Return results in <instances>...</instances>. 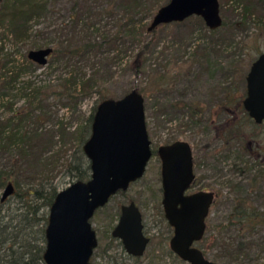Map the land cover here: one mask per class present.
Returning <instances> with one entry per match:
<instances>
[{
	"label": "rangeland",
	"instance_id": "obj_1",
	"mask_svg": "<svg viewBox=\"0 0 264 264\" xmlns=\"http://www.w3.org/2000/svg\"><path fill=\"white\" fill-rule=\"evenodd\" d=\"M158 1L163 5L169 0ZM3 4V2L0 4V10ZM89 4L90 7L100 11L115 8V11L119 13L118 0H89ZM73 7L74 0H58L55 13L48 15L40 22L32 23L30 37L25 41L17 42L11 36H2L0 40V122L8 124L6 136L15 130L24 134L35 128L44 130L46 127H54L56 129L59 121H63L69 130L84 123L93 112L94 106L100 103L98 94L93 91L92 94L79 96L68 108L64 106L65 100L60 99L54 92L61 90L60 87L66 78L81 77L85 72L90 74L94 67L101 68L105 91L109 97H121L137 85L147 86L149 95L145 98L146 118L155 150L154 155L143 177L134 181L124 192H118L104 207L95 212L91 221L97 231L99 243L92 261L95 264H148L151 257L158 255L162 258L163 264H178L168 252L173 228L162 213L164 212L162 163L156 152L159 145L175 139H184L192 144L196 162V181L193 190L206 189L216 193L215 201L207 217L209 229L206 239L202 242L208 256L215 258V255L222 251L219 244L222 238L236 237L238 234L236 226L222 228L220 224L228 223V216L235 202L234 198L237 194L249 192L251 188L248 178L256 174L262 166L259 163L262 161L259 153L255 156L254 153L247 151L242 146V140L232 141L228 146L225 145L222 137H218L217 125L226 116L218 115L216 111L221 105L220 99L224 96L225 86L232 83L241 96L246 95L245 76L260 50H264V33L259 31L254 21H247L236 30L235 40L228 46L226 55L217 56L210 51V61H207L197 52L200 46L209 44L203 36L206 30L198 29L192 32L194 26L189 18L181 22L160 25L156 28V38L152 51L148 55L146 73L139 77H136L130 66L135 52L130 49L124 53L119 50V47L115 48L112 54L105 52L91 57L90 60L74 57L70 63L65 57L54 58L56 54H53L45 65L34 62L30 64L28 53L31 49L40 48L35 46L37 43H49L42 47H56L54 43H51L55 37L53 29L69 21ZM157 10L158 8L155 12ZM240 12L241 10L238 9L237 13ZM104 17L105 19L100 23L102 28L93 32V37L98 40H103L104 35L108 34L102 25L104 23L108 25L109 20L112 24L110 31L117 29L113 26L117 20L112 21L106 18L108 16ZM241 17L242 15H235V19ZM151 21L152 18L147 19L149 25ZM2 30L3 28H0V33L3 32ZM145 37L149 40L152 36L146 34ZM108 46L109 44L104 45V48ZM217 58L222 68L216 67ZM112 60L114 62H111ZM233 61L239 63L240 70L238 73L226 76ZM16 73H20L17 80L7 84L6 81ZM159 73L166 74L169 78L165 83L157 81L158 86L155 88L152 82ZM46 86L50 88L47 89ZM213 100H216L215 104L212 103ZM194 102L202 104L205 109L204 114L192 116L189 104ZM24 115L27 116L26 119L21 120ZM242 120L244 129L250 135L254 129L251 127L253 124L248 118H242ZM257 130L263 132L264 138V124ZM55 140L56 144L47 154L61 147L59 135L55 136ZM70 146L72 147L69 144L63 156L69 157L73 153L75 147L69 148ZM18 157L17 148L13 145L8 149H3L0 145V169L8 171L12 160ZM238 167L243 168V171L238 172ZM58 169L55 182L58 190H62L74 181L69 174H65L64 168L61 169L60 166ZM241 182L240 188L235 187L234 184ZM6 185L0 187V199ZM260 185L264 193V183L260 182ZM263 193L254 196V202L260 208H264ZM132 200L139 206L143 215L145 233L151 238L140 263L128 258L123 243L112 235V230L121 214V206ZM17 205L18 198L11 196L6 204L2 205L3 212ZM259 237L260 233L254 235L256 241ZM196 245L201 246L199 243ZM258 248L255 246L250 250L246 264H264V251H259ZM218 262L219 264L237 263L229 256L218 259Z\"/></svg>",
	"mask_w": 264,
	"mask_h": 264
},
{
	"label": "trees",
	"instance_id": "obj_2",
	"mask_svg": "<svg viewBox=\"0 0 264 264\" xmlns=\"http://www.w3.org/2000/svg\"><path fill=\"white\" fill-rule=\"evenodd\" d=\"M57 1L5 0L4 2L1 0V3L4 4L0 10V28H3V32L0 33V40L3 35L11 36L17 42L27 40L30 37L32 23L40 22L48 15L55 13ZM110 3L113 4V2ZM118 4L119 13L115 11V8L105 11L92 8L89 0H74L69 21L65 25L53 29L55 37L51 43H54L56 47L51 46L53 47L51 55L56 54L54 58L59 59L65 57L71 63L74 57H78L80 60H90L91 57L105 52L112 54L117 47L124 53L131 49L135 53L130 66L136 77L146 73L148 55L152 51L157 34V29L149 30L147 19L153 17L155 9L162 6L161 2L158 0H118ZM220 6L223 23L217 29H210L201 16L189 17L194 26L192 32L198 29L206 30L203 36L212 48L207 44L204 47L200 46L197 52L207 61H210V51H213L217 56L226 55L228 46L232 45L235 40L236 30L247 21H254L259 31L264 33V0H220ZM238 9L241 10L240 13H237ZM237 14L242 15V17L235 19ZM104 16H108L106 18H110L112 21L117 20L116 24H113L117 29L110 31L109 28L112 24L109 20L108 25L107 23L102 25L108 34L104 35L103 40H98L93 37V32L102 28L100 23L105 19ZM107 26H109L108 29H106ZM146 34L151 35V39L147 40ZM46 44L49 43H37L35 46L42 48ZM108 44L109 46L104 48V45ZM263 51L260 50L259 54ZM33 62L30 60V64ZM215 64L218 69L219 67L222 68L218 58ZM94 68L90 74L85 72L81 77L66 78L60 87L61 90L54 92L60 99L65 100L64 106L69 108L79 96L92 94L93 91L98 94L99 101L110 98L105 91L101 68ZM239 70V63L233 61L230 69L226 72V76L235 72L238 73ZM19 75L20 73H16L6 81L7 84L15 82ZM245 77L247 78V76ZM168 78V75L159 73L152 84L156 88L158 86L157 81L165 83ZM46 88L49 89L50 86H46ZM134 89L142 92L145 98L149 95L147 86L137 85ZM223 93L224 96L220 99L221 105L216 113L226 117L217 125L218 137H222L225 140V145L228 146L232 141L242 140V146L247 151L254 153L255 156L259 153L262 160L259 163L262 166L256 174L248 178L251 188L249 192L237 194L234 198L235 202L228 216V223L220 224L222 228L236 226L237 236L223 237L219 243L222 251L216 254L215 258H210L202 245L203 240L206 239L208 225L203 239L198 243L201 245L199 247L204 254L218 264V259L224 256L231 257L237 262L236 264H246V258L255 246L259 247V251H264V208L258 207L254 202V196L263 193L260 182L264 183V141L262 140L264 138L263 132L257 129L264 122L259 124L249 115L243 105L245 96H241L237 87L233 86L232 83L223 88ZM215 102L216 100H213L212 103L215 104ZM189 107L193 117L204 114L205 109L201 103H190ZM96 108L97 105L94 106L93 112L85 122L73 130H69L63 121H59L56 129L54 127H46L44 130L35 128L24 134L15 130V132L9 131L11 134L6 136L8 124L0 122V145L3 149H8L13 145L19 153V157L12 160L8 171L0 169V187L10 182L15 187L12 195L4 201L0 199V264H46L44 251L46 247L45 230L49 217L47 210L50 209L59 191L55 182L58 168L60 166L61 169L64 168L65 174H69L73 181L90 178L91 164L83 150V145L91 134ZM209 110L212 111L213 109ZM26 117L24 115L21 120H25ZM242 118H248L253 124L251 127L254 129L251 134L249 132L250 135L244 129ZM56 135L60 136L61 147L55 152L47 154L56 144ZM176 140L178 139L168 143ZM69 144L75 149L69 157H65L63 153ZM237 170L242 172L243 168L238 167ZM241 184L242 182L234 185L240 188ZM11 196L18 198V205L3 212L2 205H5ZM162 213L165 217L164 212ZM256 233H260L257 241L254 238ZM168 252L178 264H189L171 248H168ZM143 256L128 254V258L137 263L142 261ZM161 261L162 258L156 255L151 257L148 264H163Z\"/></svg>",
	"mask_w": 264,
	"mask_h": 264
},
{
	"label": "water",
	"instance_id": "obj_3",
	"mask_svg": "<svg viewBox=\"0 0 264 264\" xmlns=\"http://www.w3.org/2000/svg\"><path fill=\"white\" fill-rule=\"evenodd\" d=\"M193 15L201 16L210 29H217L223 23L220 0H169L155 12L149 30L184 21ZM52 51L51 46L34 48L28 57L45 65ZM246 80L243 105L257 123H262L264 51L253 61ZM83 150L90 160L91 176L58 191L45 230L46 264H95L92 256L99 243L91 221L95 212L119 191L127 190L143 177L154 155L143 93L133 89L121 97L100 101ZM157 154L162 163V205L165 217L173 227L171 249L189 264H218L196 245L206 233L207 217L216 194L204 189L188 192L196 178L191 143L178 139L161 144ZM14 191V184L8 183L1 200ZM112 235L122 241L128 254H145L150 237L144 231L143 215L135 201L121 206Z\"/></svg>",
	"mask_w": 264,
	"mask_h": 264
},
{
	"label": "flooded vegetation",
	"instance_id": "obj_4",
	"mask_svg": "<svg viewBox=\"0 0 264 264\" xmlns=\"http://www.w3.org/2000/svg\"><path fill=\"white\" fill-rule=\"evenodd\" d=\"M228 111H229V109H228ZM264 122V121H263ZM262 122V123H263ZM259 124H261V123H259ZM167 144V143H166ZM192 145V144H191ZM154 149V148H153ZM193 155H194V151H193ZM195 157H194V171H195ZM195 174H196V172H195ZM195 181H196V178H195V180H194V182H193V184H192V187L190 188V190L188 191L189 193H191V192H195V191H198V190H193V188L195 187ZM199 190H202V189H199ZM204 190H206V189H204ZM14 193V192H13ZM216 194V193H215ZM173 228V227H172ZM144 229H145V225H144ZM145 231V230H144ZM147 235V234H146ZM119 239V238H118ZM121 241V240H120ZM150 241H151V238H150ZM122 242V241H121ZM150 243V242H149ZM148 247V246H147ZM171 248V247H170ZM147 250V249H146ZM130 255V254H129Z\"/></svg>",
	"mask_w": 264,
	"mask_h": 264
}]
</instances>
